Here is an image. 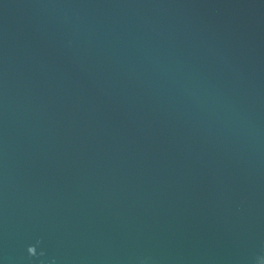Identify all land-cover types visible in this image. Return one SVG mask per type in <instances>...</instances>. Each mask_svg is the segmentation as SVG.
Returning a JSON list of instances; mask_svg holds the SVG:
<instances>
[{"label":"water","instance_id":"obj_1","mask_svg":"<svg viewBox=\"0 0 264 264\" xmlns=\"http://www.w3.org/2000/svg\"><path fill=\"white\" fill-rule=\"evenodd\" d=\"M0 264H264V0H0Z\"/></svg>","mask_w":264,"mask_h":264}]
</instances>
